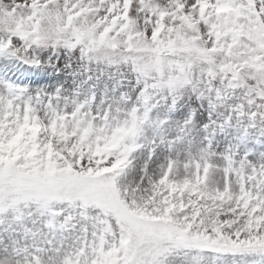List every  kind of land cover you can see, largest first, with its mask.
Segmentation results:
<instances>
[{"label": "snow or ice", "instance_id": "6c2138e0", "mask_svg": "<svg viewBox=\"0 0 264 264\" xmlns=\"http://www.w3.org/2000/svg\"><path fill=\"white\" fill-rule=\"evenodd\" d=\"M0 264H264V0H0Z\"/></svg>", "mask_w": 264, "mask_h": 264}]
</instances>
